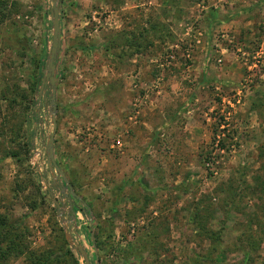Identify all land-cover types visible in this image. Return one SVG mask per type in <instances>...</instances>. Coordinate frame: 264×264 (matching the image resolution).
<instances>
[{
	"label": "rangeland",
	"instance_id": "rangeland-1",
	"mask_svg": "<svg viewBox=\"0 0 264 264\" xmlns=\"http://www.w3.org/2000/svg\"><path fill=\"white\" fill-rule=\"evenodd\" d=\"M0 3V213L29 248L86 264L71 229L90 264H264V0H62L69 183L48 165L51 86L39 95L54 0Z\"/></svg>",
	"mask_w": 264,
	"mask_h": 264
},
{
	"label": "trees",
	"instance_id": "trees-1",
	"mask_svg": "<svg viewBox=\"0 0 264 264\" xmlns=\"http://www.w3.org/2000/svg\"><path fill=\"white\" fill-rule=\"evenodd\" d=\"M5 11H7V4L0 3V12L5 16ZM3 21V20H1ZM15 43L17 46L21 47V49L25 53H31V48L28 46V44L25 42L26 36L24 37L23 34H20L19 32H15ZM43 61L42 66L44 65V59L40 60V63ZM40 65V64H39ZM42 78V73L39 74L38 81L33 84V90L38 89L39 82ZM48 99L50 97V94L48 93ZM15 156V155H13ZM259 186H262V189L264 188V182L260 183ZM26 231L21 229L18 225L8 220V218L0 213V264H8V262L12 258H18V257H25L29 264H62L64 260H67L68 258H74V264H79V261L75 258V255L71 250H67V255L65 257L58 256L56 252L53 250H45V251H35L29 248L27 238H26ZM211 241L216 242L219 241V235L215 232H212L210 234ZM249 247L250 250L255 251L257 250L261 242L258 238L252 236V240H249ZM137 245L134 243L129 246V248H132L131 250H134L135 248H140V254L142 255L145 250H148L147 247V239L145 241H137ZM135 251V250H134ZM135 254H137L135 252ZM69 255V256H68ZM211 264H218L219 259L217 258L215 261V258L210 257ZM143 264H147L144 262Z\"/></svg>",
	"mask_w": 264,
	"mask_h": 264
},
{
	"label": "water",
	"instance_id": "water-1",
	"mask_svg": "<svg viewBox=\"0 0 264 264\" xmlns=\"http://www.w3.org/2000/svg\"><path fill=\"white\" fill-rule=\"evenodd\" d=\"M61 2L62 0H54V6L51 8V15H52V24H53V36H52V43L51 48L49 51L48 59H47V66H46V72L42 81L41 89L39 92V95L42 96L43 92L46 90L47 85L49 84L51 86V92L49 97V103L51 105V112H52V122L54 125L53 132L48 140L46 149L48 152V165L52 172L57 170L59 174L65 179L67 183L68 180L66 178L65 173L60 168L56 157H55V138L58 131V122H57V111H58V105L56 101V83H57V77H56V71L58 66V57L62 45V26H61V18H60V9H61ZM55 175V174H54ZM71 193L76 195L73 190H71ZM74 215V213H73ZM61 218L64 216L60 214ZM68 226L71 227V221L68 222ZM69 237L74 239L76 242L77 247L81 250L83 253L86 264H90L89 256L88 254L83 250L80 243H78L76 240V237L74 236L73 230L69 229L68 231ZM97 259H99L97 255Z\"/></svg>",
	"mask_w": 264,
	"mask_h": 264
}]
</instances>
